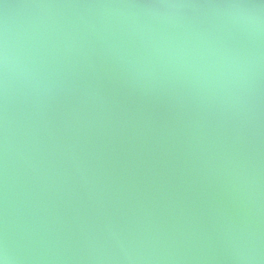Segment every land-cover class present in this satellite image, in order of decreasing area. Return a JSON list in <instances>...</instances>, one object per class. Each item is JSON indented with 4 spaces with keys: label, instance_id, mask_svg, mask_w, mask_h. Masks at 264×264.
Masks as SVG:
<instances>
[{
    "label": "water",
    "instance_id": "water-1",
    "mask_svg": "<svg viewBox=\"0 0 264 264\" xmlns=\"http://www.w3.org/2000/svg\"><path fill=\"white\" fill-rule=\"evenodd\" d=\"M4 264H264V0H0Z\"/></svg>",
    "mask_w": 264,
    "mask_h": 264
},
{
    "label": "clouds",
    "instance_id": "clouds-1",
    "mask_svg": "<svg viewBox=\"0 0 264 264\" xmlns=\"http://www.w3.org/2000/svg\"><path fill=\"white\" fill-rule=\"evenodd\" d=\"M0 264H4V261L3 260H0Z\"/></svg>",
    "mask_w": 264,
    "mask_h": 264
}]
</instances>
